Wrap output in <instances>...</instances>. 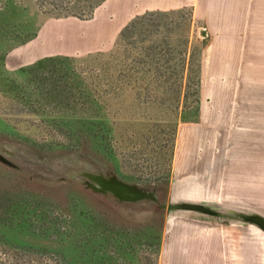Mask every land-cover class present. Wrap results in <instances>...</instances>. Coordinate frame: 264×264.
I'll use <instances>...</instances> for the list:
<instances>
[{"label": "rangeland", "instance_id": "rangeland-1", "mask_svg": "<svg viewBox=\"0 0 264 264\" xmlns=\"http://www.w3.org/2000/svg\"><path fill=\"white\" fill-rule=\"evenodd\" d=\"M112 2L0 0V264H165L177 242L181 264H264L257 227L167 212L177 181L202 176L220 211L264 215V9L246 71L217 82L233 104L214 111L190 10L112 31ZM201 114L224 127L201 129L215 153L185 162L183 124ZM88 174L157 190L160 204L95 193Z\"/></svg>", "mask_w": 264, "mask_h": 264}, {"label": "crops", "instance_id": "crops-1", "mask_svg": "<svg viewBox=\"0 0 264 264\" xmlns=\"http://www.w3.org/2000/svg\"><path fill=\"white\" fill-rule=\"evenodd\" d=\"M112 1L114 5L113 13L115 14H113L112 17L114 18L112 22L114 29L112 31H120L121 28L125 27V25L132 18L138 15L153 12L178 14L190 10L193 18V31L196 32L194 27L200 26L201 29L197 33L208 42L202 50L201 80H203V87L201 89V93L203 96H211L210 98L213 100L214 111L216 109L218 111V108H224L225 110L223 109L222 111H226V108L228 109V107L233 104L232 100L229 101L232 96L230 89L226 87L221 89L218 88L219 85L217 82L236 81L237 78H240L239 76L241 73L246 71L245 64H248L246 58L247 55H245L247 34L253 31L257 22L256 17L263 15L262 11L264 9V0ZM259 10L261 11L260 13H258ZM261 22L263 23V21ZM204 81L209 82L208 86L204 84ZM221 97H225V104H223L224 102L220 100ZM198 120L199 121L196 120L183 124L184 129L180 140L179 157L185 162L188 161V153L200 154L202 151L206 152L207 155L215 153L216 148L214 147L216 145L211 144V148L207 146L208 139L201 129L208 130L212 127H224L223 122L221 123L219 120L214 122L211 121V124L205 122L203 114H201V117L198 116ZM191 126L192 128L190 130L189 128ZM196 148H198L197 151ZM203 158L205 157L203 156L200 160ZM180 176H184V174ZM201 178L202 176L177 181L179 184L175 188V194L178 202H192L203 205H215V203L220 205L222 203L220 199L216 200L214 198L215 195L214 197H212L213 195H209L210 192L218 193V191L214 189L210 191V189L204 185L205 179ZM191 192H195L199 196L189 197ZM214 200H216V202ZM225 205L226 204L222 206ZM228 206L233 207V205ZM199 228L202 230H199L196 234L193 232L196 228H191L192 232H187L189 230L188 229L184 235L191 234L193 237L197 235L200 237L199 239H201V236L207 235V232L204 228ZM177 240L178 238H176V241ZM176 244L177 245L174 246L175 254L173 255L175 259L169 260V258L166 260L167 262L165 264H181L180 262L185 261L184 258H187L188 254H185L184 250L180 251L181 247L179 242ZM168 253L166 256L169 255Z\"/></svg>", "mask_w": 264, "mask_h": 264}, {"label": "water", "instance_id": "water-1", "mask_svg": "<svg viewBox=\"0 0 264 264\" xmlns=\"http://www.w3.org/2000/svg\"><path fill=\"white\" fill-rule=\"evenodd\" d=\"M91 183L88 188L99 194H111L121 202H139L144 200L157 201L155 192L144 191L137 186L129 185L118 180L116 177H100L94 175L86 176ZM220 206L203 205L192 202H171L167 206V212L189 211L211 217L221 218L222 220L239 221L250 224L264 232V215L253 211H240L236 209H228L220 211ZM233 208V207H231Z\"/></svg>", "mask_w": 264, "mask_h": 264}, {"label": "trees", "instance_id": "trees-1", "mask_svg": "<svg viewBox=\"0 0 264 264\" xmlns=\"http://www.w3.org/2000/svg\"><path fill=\"white\" fill-rule=\"evenodd\" d=\"M165 15H167L166 13H162V12H153V13H147V14H145V17H143L142 19H140V20H146V19H151L152 17H154V16H165ZM8 18H10V17H8ZM137 21H139V20H137ZM136 21V22H137ZM135 23V22H134ZM131 28V27H130ZM122 33H124L123 31H122ZM121 33V34H122ZM34 35H36V32L34 33ZM32 36L33 35H31L30 34V36H26L23 40H22V42H20V44L21 43H25L26 41V39H27V41L28 40H30L31 38H32ZM10 38H8V37H6V38H4L2 41L4 42V41H8ZM203 44H201V52H202V50L204 49V47L207 45V41L205 40L204 42H202ZM188 44H187V42L186 43H184V44H182V46H181V48H177L178 50H180L181 52H186L187 50H189L188 49ZM194 48H195V46H194ZM195 50V49H194ZM194 50H193V52H194ZM53 58V57H52ZM68 58V57H67ZM50 59V58H49ZM54 59V58H53ZM198 70H199V77L197 76V81L199 82V84H200V77H201V63H199V67H198ZM69 79H70V77H68ZM63 79V78H62ZM196 81V82H197ZM68 84L67 85H69L68 86V89L70 90V92L72 93V91H74V90H76V89H78V87H77V83L76 82H74L73 81V79L72 80H69V82H67ZM86 113L87 114H89V111H88V109H87V111H86ZM139 188V187H138ZM141 189V188H140ZM91 190V189H90ZM141 190H144V189H141ZM144 191H147V190H144ZM153 192H155V195H156V197H157V201L156 202H154V203H156V204H160V202H159V192L157 191V190H152ZM94 192V191H93ZM96 193V192H95ZM146 201H150V202H153V201H151V200H146ZM162 207V206H161ZM76 229L77 230H80V224L78 225H76Z\"/></svg>", "mask_w": 264, "mask_h": 264}]
</instances>
